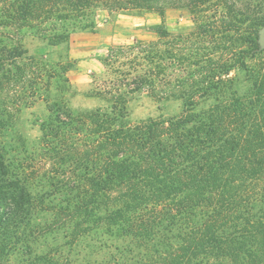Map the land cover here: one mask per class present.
<instances>
[{"label": "trees", "instance_id": "obj_1", "mask_svg": "<svg viewBox=\"0 0 264 264\" xmlns=\"http://www.w3.org/2000/svg\"><path fill=\"white\" fill-rule=\"evenodd\" d=\"M262 6L264 0H0V144L9 109L1 97L10 100L21 87L34 98L42 80L43 68L21 45L24 32L42 28L48 45L59 46L69 33L58 32V23L100 8L160 18L156 40L108 48V78L94 93L110 102L108 110L73 116L45 99V172L38 177L52 188L47 196L62 194L54 210L70 228L69 245L96 229L129 239V249L114 247L95 264H264ZM182 8L203 21L174 36L165 13ZM233 71L243 73V93ZM143 92L180 100L183 110L130 124L126 105ZM23 161L15 167L0 146V264H64L28 249L26 259H13L30 243L37 206ZM36 196L44 204L45 196Z\"/></svg>", "mask_w": 264, "mask_h": 264}, {"label": "rangeland", "instance_id": "obj_2", "mask_svg": "<svg viewBox=\"0 0 264 264\" xmlns=\"http://www.w3.org/2000/svg\"><path fill=\"white\" fill-rule=\"evenodd\" d=\"M202 21L184 8L168 9L164 17L166 29L174 36L188 35ZM160 22L155 13L110 11L100 8L84 20L58 23V32L68 30L69 33V40L63 45H48L45 36L41 34L42 28H34L22 34L24 37L21 45L27 50L28 57L37 61L44 70L39 71L42 80L34 98L32 92L21 87L17 88L14 96L13 91L10 92V100H7L5 95L1 97L9 109L6 110L7 114L2 115L6 128L3 130L0 146L6 160L15 167L20 165L21 160L28 162V190L37 203L31 211V223L28 225V231L32 233L30 243L18 247L17 254L13 255L15 261L26 259L25 250L28 249L31 256L52 253L64 264H95L114 253V247L126 250L131 247L129 239L122 241L108 236L103 229H96L84 240L69 245L70 228L65 229L66 225L59 222L54 210L63 203L58 196L62 194L47 196L52 188L42 181V176L38 177L45 172L40 126L49 120L50 115L45 99L49 103L63 106L64 110L73 116L95 109L108 110L110 102L94 95L96 89L104 86L103 81L108 78L102 63L108 48L136 41L156 40L152 27ZM231 75L236 79L238 90L243 93L248 88L243 73L233 71ZM47 84L49 86L45 87ZM16 96L20 100L17 106L11 103ZM182 110L183 103L180 100H156L145 92L132 95L126 105L127 121L130 124L148 118L172 119L180 115ZM30 157L37 162L31 163ZM38 194L45 196L44 204L37 201ZM48 226L51 228H47Z\"/></svg>", "mask_w": 264, "mask_h": 264}, {"label": "water", "instance_id": "obj_3", "mask_svg": "<svg viewBox=\"0 0 264 264\" xmlns=\"http://www.w3.org/2000/svg\"><path fill=\"white\" fill-rule=\"evenodd\" d=\"M259 44L264 47V26L259 30Z\"/></svg>", "mask_w": 264, "mask_h": 264}]
</instances>
